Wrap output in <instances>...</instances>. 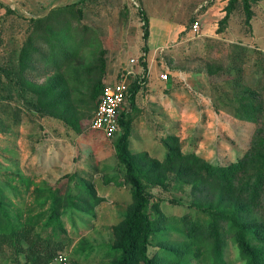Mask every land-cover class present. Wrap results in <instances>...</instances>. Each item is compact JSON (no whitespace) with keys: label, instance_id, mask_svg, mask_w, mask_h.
<instances>
[{"label":"rangeland","instance_id":"374dc122","mask_svg":"<svg viewBox=\"0 0 264 264\" xmlns=\"http://www.w3.org/2000/svg\"><path fill=\"white\" fill-rule=\"evenodd\" d=\"M76 1H79L76 8H80L82 13L80 20L72 17L71 30L82 34L86 43L72 61L63 62L61 67L67 78L65 89L71 93L73 102L71 120L80 128L79 131L59 117L39 112L36 88L21 81L17 74L19 50L32 30L30 18L43 16L53 7ZM227 2L0 0V230L31 221L36 216L43 221L48 217L49 207L54 204L58 207L56 213L70 243L61 252L65 260L62 263L52 261L51 264H117L118 253L112 248L117 228L132 203L131 187L124 177V166L118 161L114 147L121 129L108 138L103 132L89 127L96 105L90 102L87 88L92 75L88 77L85 70L100 68L102 85L118 80L129 68L133 71L129 77L130 84L139 78L148 80L151 71L159 77L161 72L172 73L174 91L181 93L184 89L187 98L195 100L196 95L180 80L190 71L193 76H201H194V81L187 84L194 87L197 83L201 90L198 91L216 103L219 96L226 101L224 94H232L229 84L222 82L224 74L218 76L221 73L217 69L221 66L226 69L231 65L233 78L242 74L243 84L261 86L264 77L258 75L254 51H260L264 56V0L251 2L252 15L248 21L242 0H236L223 29L216 32L219 20L225 15ZM7 8L11 11L8 12ZM139 8L149 20V33L151 25L150 40L149 35L146 41L142 38ZM195 20L199 22L198 34L190 31ZM163 28L169 37L164 45L155 44L159 36L164 37ZM178 28L183 29L176 38ZM234 44L249 49L242 64L228 58V52L230 54L236 48ZM79 65L85 68L84 71L78 68ZM211 70L212 74L208 75ZM75 72L83 75L82 79H76ZM47 76L36 77L34 81L41 83ZM79 80L83 81V86L79 85ZM145 94L143 92L140 98L142 105ZM124 111L132 117L128 137L130 152L134 156L147 152L161 159L166 150L163 141L166 133L152 120L149 110L147 116H141L137 109L130 110L127 102ZM216 128L211 125L209 132L203 133V146L205 141L210 142V137L218 136L217 146L208 149L207 155L212 152L219 154L215 156L223 162L241 154L254 131L252 123L233 119H223ZM144 129L147 130L145 134L142 132ZM181 147L183 151L189 149L185 142ZM230 151L233 152L229 154ZM52 189L57 192L56 204L52 200ZM85 189L100 198L95 205H92V197L85 194ZM187 190L186 185L167 189L148 187L151 200L158 201L168 219L165 223L168 229L161 234L174 243L183 240V235L175 230L179 229V217L189 212ZM155 251L160 252L156 243L150 248L151 253ZM224 257L229 264L242 263L230 241ZM0 264H12L6 250H0Z\"/></svg>","mask_w":264,"mask_h":264},{"label":"trees","instance_id":"16d2710c","mask_svg":"<svg viewBox=\"0 0 264 264\" xmlns=\"http://www.w3.org/2000/svg\"><path fill=\"white\" fill-rule=\"evenodd\" d=\"M235 1L228 0L216 32L223 29ZM258 1L261 0H242L246 21L252 15L251 2ZM78 3L53 7L43 16L30 18L32 30L19 50L17 74L21 81L36 88L39 112L59 117L79 131L71 120L73 102L71 93L65 89L67 78L61 67L63 62L72 61L86 43L82 34L71 30L72 17L80 20L82 13L76 8ZM7 11H11L10 8ZM138 12L142 20V38L146 41L149 20L143 9L139 8ZM233 46L236 48L228 52V58L242 64L249 49L240 44ZM143 49L147 50L145 44ZM254 52L258 75L264 77V56L260 51ZM78 68L85 69L81 65ZM231 71V65L217 69L221 75H216L224 74L222 82L229 84L232 94H224L226 101L219 96L217 103L213 101L214 108L254 125L249 144L233 160L210 161L192 149L183 151L177 134L164 136L166 150L161 159L147 152L134 156L128 147L132 117L128 111H120L121 133L116 135L114 147L131 187L132 203L116 231L112 249L118 253L117 264H229L224 257L229 241L236 247L241 264H264V84L253 87L243 84L242 74L240 79H234ZM239 72L242 73L241 67ZM85 73L88 77L92 75L87 88L90 102L97 105L103 87L102 70L89 67ZM208 73L211 75L212 70ZM43 75L47 76L43 82L34 81ZM74 77L82 79L83 75L75 72ZM143 80L136 79L129 85L127 102L132 109ZM82 82L79 80V85L83 86ZM185 185L189 212L177 220L179 229L175 231L183 235V240L174 243L161 234L168 229L165 225L168 219L158 201L151 200L148 187L167 189ZM84 191L92 197V205L99 201L94 193ZM56 194L52 189L55 204ZM57 209L52 204L45 220L36 216L31 221L0 230V250H6L12 264H48L62 254L70 240ZM155 243L160 246L159 253L150 252Z\"/></svg>","mask_w":264,"mask_h":264},{"label":"crops","instance_id":"0c3cea01","mask_svg":"<svg viewBox=\"0 0 264 264\" xmlns=\"http://www.w3.org/2000/svg\"><path fill=\"white\" fill-rule=\"evenodd\" d=\"M182 29L183 28H178L176 30V38L181 33ZM162 32L164 33V37L159 36V40H156L154 42L155 44L164 45V43L167 41V37H169V34L166 32L165 28L162 29ZM150 39L151 25L149 33V40ZM194 76L199 78L201 75L194 74ZM194 76L191 75L190 71H188L181 76L180 80H182L184 85L188 87L189 91H193V93L196 95V97L194 98L195 100L188 99L184 89L183 91H180L181 93L174 91L176 87L173 82L175 81V79L172 73L167 74V78L164 80L160 79L155 71H151V75L149 73V75L147 76L148 80H143L142 84L144 85L141 84L142 87L136 93L135 105L133 109H137L140 112L141 116L142 114H146L147 116V111L149 110L152 120H154L158 127L162 128L166 134H177L180 137V140L182 142H185L189 149H192L196 153H199L207 160L216 161L218 160V158L215 155L219 154H213L212 152L210 155H207V150L213 149L215 148V146H217L216 142H218V136H216L215 138L210 137V142L205 141V146H203V133H205L206 131L209 132V127L211 125H215V129H217L216 126L219 123L221 124L223 119H231V121L232 119L235 121L237 120L231 114H227L221 109L216 110L214 108V105L212 104L213 102L211 101V99L200 92L201 90L199 89L197 83L194 84V87H192L191 85L190 87L187 84V82L190 80L194 81ZM143 92H146V94L145 102L142 105L140 98L142 97ZM126 103L127 98L120 111L124 109ZM131 109L132 108H130V110ZM135 121L136 119L134 118L133 122ZM146 131L147 130L144 129L142 131L143 134H145ZM206 139L207 138L205 137V140ZM160 143H162V141H160ZM233 151H230L229 154ZM228 156L229 155H226V157Z\"/></svg>","mask_w":264,"mask_h":264},{"label":"built area","instance_id":"2783aa9c","mask_svg":"<svg viewBox=\"0 0 264 264\" xmlns=\"http://www.w3.org/2000/svg\"><path fill=\"white\" fill-rule=\"evenodd\" d=\"M199 22L195 20L190 31L199 33ZM133 74L132 69H126L119 79L114 82L105 83L99 96L97 105L90 119L89 127L93 130L103 132L105 137H113L119 131L118 116L120 109L125 103L129 91V77ZM161 79L167 78V73L160 74ZM65 257L58 254L52 261L63 262ZM50 261L48 264H51Z\"/></svg>","mask_w":264,"mask_h":264}]
</instances>
